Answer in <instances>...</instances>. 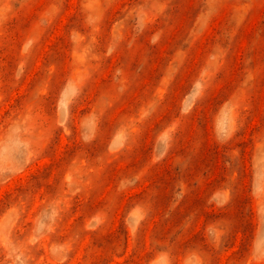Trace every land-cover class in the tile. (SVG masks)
I'll list each match as a JSON object with an SVG mask.
<instances>
[{"label":"rangeland","instance_id":"1","mask_svg":"<svg viewBox=\"0 0 264 264\" xmlns=\"http://www.w3.org/2000/svg\"><path fill=\"white\" fill-rule=\"evenodd\" d=\"M0 264H264V0H0Z\"/></svg>","mask_w":264,"mask_h":264}]
</instances>
